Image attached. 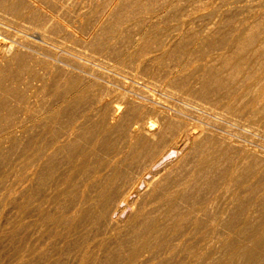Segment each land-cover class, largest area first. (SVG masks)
Returning <instances> with one entry per match:
<instances>
[{
    "label": "rangeland",
    "instance_id": "374dc122",
    "mask_svg": "<svg viewBox=\"0 0 264 264\" xmlns=\"http://www.w3.org/2000/svg\"><path fill=\"white\" fill-rule=\"evenodd\" d=\"M15 1L0 0V264H130L146 240L155 248L145 255L156 257L147 264H177L185 257L178 264H219L229 244L241 241L240 227L263 234L264 0ZM253 25L257 42L231 51L234 39ZM224 58L231 66L223 65ZM118 105L122 122L136 119L162 129L156 142L184 135L183 150L150 166L139 150L125 147L127 129L119 136L112 128L111 110ZM57 110L61 114L49 118ZM215 149L212 174L199 169ZM226 150L225 159L220 153ZM244 156L257 163L253 191L229 180ZM179 227L186 235L176 232ZM170 239L188 249L175 258L180 247ZM167 241L172 250H165ZM193 248L196 258L188 254Z\"/></svg>",
    "mask_w": 264,
    "mask_h": 264
},
{
    "label": "bare ground",
    "instance_id": "6f19581e",
    "mask_svg": "<svg viewBox=\"0 0 264 264\" xmlns=\"http://www.w3.org/2000/svg\"><path fill=\"white\" fill-rule=\"evenodd\" d=\"M4 1V0H3ZM15 1V0H14ZM19 1V0H18ZM7 2V1H6ZM6 2H4V3H6ZM16 2V1H15ZM21 2H22V0H21ZM202 2V1H201ZM254 2H257V1H254ZM14 4V3H13ZM16 4V3H15ZM17 5V4H16ZM247 5V4H246ZM245 5V6H246ZM250 5V4H249ZM202 6V5H201ZM236 6V5H235ZM240 6H242V5H240ZM245 6H243V7H245ZM248 6V5H247ZM246 6V7H247ZM240 8V7H239ZM234 10V9H233ZM251 10H252V8H251ZM249 11V10H248ZM8 13V12H7ZM225 13V12H224ZM228 13V12H227ZM233 13V12H232ZM54 14V13H53ZM139 14V13H138ZM169 14H170V12H169ZM173 14V13H172ZM10 15V14H9ZM48 15V14H47ZM198 15V14H197ZM202 15V14H201ZM52 16V15H51ZM245 16V15H244ZM49 17V16H48ZM52 18V17H51ZM58 18V17H57ZM163 18V17H162ZM228 18V17H227ZM48 19V18H47ZM181 19V18H180ZM185 19V18H184ZM56 20V19H55ZM195 21H196V19H195ZM59 22H61V21H59ZM199 22H201V20L199 21ZM217 22V21H216ZM62 23V22H61ZM194 23V22H193ZM45 24V23H44ZM198 24V23H197ZM200 24V23H199ZM192 25V24H191ZM196 26V25H195ZM213 26V25H212ZM219 26V25H218ZM233 26V25H232ZM119 27V26H118ZM177 27V26H176ZM175 27V28H176ZM190 27V26H189ZM200 26H198V28H199ZM209 27V26H208ZM111 28H112V26H111ZM192 28V27H191ZM212 28V27H211ZM231 28V27H230ZM255 25H253V26H251L248 30H249V32L248 33H246L245 35H243V34H241V35H239V36H237L235 39H234V43H233V45H231V51H236V49H241V50H244L245 49V47H248V46H252V45H254L256 42H257V39L260 37L259 35H257V32H254L255 31ZM68 29V28H67ZM71 29V28H70ZM184 29V28H183ZM203 29H205V28H203ZM224 29H225V27H224ZM21 30V29H20ZM189 30V29H188ZM247 30V29H246ZM27 31V30H26ZM40 31V30H39ZM45 31V30H44ZM58 31V30H57ZM60 31V30H59ZM202 31V30H201ZM204 31V30H203ZM207 31V33H208V30H205V32ZM17 32V31H16ZM47 32V31H46ZM91 32V31H90ZM172 32V31H171ZM211 32H214V31H211ZM229 32V31H228ZM180 33V32H179ZM181 33L183 34V32L181 31ZM180 33V34H181ZM187 33V32H186ZM158 34V33H157ZM195 34H196V32H195ZM197 34H199V32L197 33ZM203 34H205V33H203ZM143 35V34H142ZM144 35H145V33H144ZM175 35V34H174ZM202 35V34H201ZM44 34H42V33H39V32H37V36H36V38L37 39H39V40H41L42 42L44 41ZM167 36V35H166ZM182 36V35H181ZM215 36V35H214ZM223 36V35H222ZM35 37V36H34ZM52 37V36H51ZM141 37V36H140ZM156 37H157V35H156ZM163 37V36H162ZM161 37V38H162ZM201 38V37H200ZM264 38V37H263ZM26 39V38H25ZM147 39V38H146ZM163 39H165V38H163ZM169 39V38H168ZM177 39V38H176ZM174 37H172L171 36V39H169V41L170 42H174L175 40H176ZM24 40V39H23ZM27 40V39H26ZM97 40V39H96ZM112 40V39H111ZM138 40V39H137ZM153 40V39H152ZM162 40V39H161ZM161 40H159V41H161ZM13 41H14V39H13ZM21 41V40H20ZM26 42V41H25ZM41 42V43H42ZM88 42V41H87ZM127 43H129V41H126ZM148 42V41H147ZM198 42V41H197ZM34 43V42H33ZM40 43V44H41ZM140 43V42H139ZM11 44V43H10ZM9 44V45H10ZM137 44V43H136ZM142 44V43H141ZM160 44V43H159ZM165 44V43H164ZM42 45V44H41ZM53 45V44H52ZM135 45V44H134ZM170 45V44H169ZM168 44H166V46H169ZM201 45V44H200ZM34 46V45H33ZM117 46V45H116ZM157 46V45H156ZM162 46V45H161ZM208 46V45H207ZM30 47V46H29ZM135 47V46H134ZM165 47V46H164ZM6 48V47H5ZM14 48V45H11V46H9L8 47V49L9 50H4L3 51V53L2 54H5V53H9V52H11V50ZM32 48V47H31ZM98 48H101V47H98ZM107 48V47H106ZM18 49V48H17ZM20 49V48H19ZM155 49H156V47H155ZM160 49V48H159ZM193 49V48H192ZM141 50V49H140ZM145 50V49H144ZM156 50H158V48L156 49ZM165 50H167V49H165ZM206 50V49H205ZM8 51V52H7ZM19 51V50H18ZM56 51V50H55ZM25 52V51H24ZM99 52V51H98ZM110 52V51H109ZM144 52V51H143ZM162 52H164V51H162ZM94 53V52H93ZM92 53V54H93ZM96 53V52H95ZM152 53V52H151ZM160 53V52H159ZM205 53V52H204ZM227 53H228V51H227ZM57 54V53H56ZM62 53H60V55H61ZM110 54V53H109ZM144 54V53H143ZM167 54V53H166ZM94 55V54H93ZM93 55H91V56H93ZM111 55V54H110ZM142 55V54H141ZM201 55V54H200ZM200 55H199V57H200ZM15 56H16V54H15ZM33 56V55H32ZM74 56V55H73ZM95 56V55H94ZM132 56V55H131ZM140 56V55H139ZM142 56H144V55H142ZM152 56V55H151ZM162 56V55H161ZM35 57V56H34ZM133 57V56H132ZM141 57V56H140ZM147 57V56H146ZM159 57V56H158ZM10 58V57H9ZM78 58V57H77ZM137 58H138V56H137ZM147 58H150V57H147ZM161 58V57H160ZM23 59V58H22ZM90 59V58H89ZM136 59V58H135ZM141 58H139V60H140ZM143 59V58H142ZM170 59V58H169ZM209 59V58H208ZM3 60V59H2ZM154 60V59H153ZM157 60H158V58H157ZM156 60V61H157ZM218 60V59H217ZM244 60V59H243ZM102 61V60H101ZM125 61V60H124ZM141 61V60H140ZM149 61V60H148ZM139 62V61H138ZM145 62V61H144ZM153 62V61H152ZM125 63V62H124ZM134 63V62H133ZM146 63V62H145ZM222 63H223V65H225V67H228V66H231V62H230V60H227V59H225L224 58V60L222 61ZM55 64V63H54ZM147 64H148V62H147ZM151 64V63H150ZM145 65V64H144ZM6 66V65H5ZM147 66V65H146ZM148 66H149V64H148ZM240 64L239 63H236L235 64V69H240ZM134 67V66H133ZM143 68V67H142ZM147 68V67H146ZM100 70V69H99ZM112 70V69H111ZM151 71V70H150ZM140 72V71H139ZM147 72V71H146ZM221 73V72H220ZM41 74V73H40ZM127 74V73H126ZM140 74V73H139ZM53 75V74H52ZM89 75V74H88ZM54 76V75H53ZM138 77V76H137ZM231 77V76H230ZM240 77V76H239ZM32 78V77H31ZM184 79V78H183ZM127 80V79H126ZM213 80V79H212ZM122 81V80H121ZM35 82V81H34ZM136 82V81H135ZM38 83V82H37ZM260 84H263L264 85V79L263 80H261L260 81ZM48 85V84H47ZM222 85V84H221ZM40 86V85H39ZM256 86V85H255ZM129 87V86H128ZM145 87V86H144ZM83 88V87H82ZM85 88V87H84ZM131 90V89H130ZM41 91V90H40ZM149 91V90H148ZM258 92V91H257ZM17 93V92H16ZM46 93V92H45ZM163 93V92H162ZM175 94V93H174ZM69 95V94H68ZM262 95V94H261ZM70 96H71V94H70ZM125 96V95H124ZM149 96V95H148ZM32 97V96H31ZM73 97V96H72ZM237 97V96H236ZM124 98V97H123ZM127 98V97H126ZM247 98V97H246ZM130 99H132V98H130ZM60 100V99H59ZM94 100V99H93ZM101 100V99H100ZM122 100V99H121ZM120 100V101H121ZM125 100V99H124ZM154 100V99H153ZM68 101V100H67ZM70 102V101H69ZM100 103H102V102H100ZM139 104V103H138ZM98 105V104H97ZM101 105V104H100ZM24 107V106H23ZM65 107V106H64ZM71 107V106H70ZM123 107V106H122ZM134 107H136V106H134ZM148 107V106H147ZM63 108V107H62ZM153 108V107H152ZM195 108V107H194ZM123 109V108H122ZM142 109V108H141ZM146 109V108H145ZM125 110V109H124ZM121 108L119 107V105L118 106H114L113 108H112V110H111V114H110V119H111V124H112V128L113 129H116V133L119 135V136H123L124 134H125V131H124V128L125 129H127V132L128 133H126L127 134V137H128V141L126 142L127 144H126V146L125 147H127V149H129V150H131V151H133V150H139V152H140V157L142 158V160H144L145 162H148L149 164H150V166H153V165H155L162 157H163V155L164 154H166L167 152H169V151H174V150H177V151H182L183 150V144H184V135L183 136H179L180 138H172L171 140H166V141H164V142H156L154 139H156L155 138V136H157L158 135V132H160L162 129H160L159 128V131H155V127H154V123H150V128L149 127H147V123H145V122H142V121H140V120H136V119H132V120H127L126 122H122L121 121V115H120V113H121ZM52 112V111H51ZM54 112V111H53ZM61 110H57V111H55L54 113H52V114H50L49 113V118H52L55 114L56 115H60L61 114ZM123 112V111H122ZM145 112V111H144ZM90 113V112H89ZM5 114V113H4ZM69 116V115H68ZM106 116H107V114H106ZM105 116V117H106ZM109 116V115H108ZM88 117V116H87ZM156 117V116H155ZM154 117V119H156ZM24 118V117H23ZM109 119V120H110ZM250 119V118H249ZM73 121H75V120H73ZM77 121V120H76ZM151 121V120H150ZM156 121V120H155ZM155 121H153V122H155ZM83 122V121H82ZM87 122V121H86ZM148 122V121H147ZM158 122V121H157ZM163 122V121H162ZM175 122V121H174ZM76 124V123H75ZM149 125V124H148ZM156 125V124H155ZM76 126V125H75ZM126 126H127V128H126ZM181 126V125H180ZM16 130H18V129H16ZM80 130V129H79ZM107 130V129H106ZM157 130V129H156ZM188 130V129H187ZM75 131V130H74ZM172 131V130H171ZM200 132V131H199ZM183 133H185V132H183ZM161 134V133H160ZM172 134V133H171ZM177 134V133H176ZM190 134V133H189ZM188 134V135H189ZM193 134H195V132L193 133ZM8 135V134H7ZM202 135V134H201ZM64 136V135H63ZM192 136V135H191ZM190 136V137H191ZM233 136V135H232ZM199 137H200V135H199ZM237 137V136H236ZM3 138V137H2ZM76 138V137H75ZM78 138V137H77ZM94 139H96V138H94ZM93 139V140H94ZM1 140V139H0ZM190 140V139H189ZM228 140V139H227ZM213 142H215V141H213ZM226 142V141H225ZM121 143V142H120ZM187 143V142H186ZM30 144V143H29ZM228 144V143H227ZM216 145V144H215ZM236 145H237V143H236ZM58 146V145H57ZM219 146V145H218ZM37 147V146H36ZM39 147V146H38ZM102 147V146H101ZM120 147V146H119ZM76 148V147H75ZM198 148V147H197ZM231 148V147H230ZM229 148V149H230ZM85 149V148H84ZM233 149V148H232ZM237 149V148H236ZM92 150V149H91ZM188 150V149H187ZM228 150V149H227ZM222 151V153H220V155H221V157L222 158H227V156H228V151ZM50 151H51V149H50ZM95 151V150H94ZM83 152V151H82ZM138 152V153H139ZM188 152V151H187ZM63 153V152H62ZM121 152H117L116 154H115V156H118L119 154H120ZM128 153V152H127ZM137 153V152H136ZM216 153V149L212 152V154H210L211 156L210 157H207V158H204V159H202L201 161H200V164H198V162H197V164L198 165H201V167L199 168V169H204V168H210L209 170L211 171V174H212V171L214 170V166L215 165H217V163H218V157H216V155H214ZM52 154V153H51ZM69 154V153H68ZM72 154V153H71ZM107 154H109L108 152H107ZM122 154H123V152H122ZM121 154V155H122ZM244 154V153H243ZM48 156H49V153L47 154ZM64 155H65V153H64ZM70 155V154H69ZM125 155V154H124ZM179 155V154H178ZM51 156V155H50ZM176 156V155H175ZM260 156H261V154H260ZM98 157V156H97ZM122 157V156H121ZM136 157V156H135ZM174 157V156H173ZM220 157V158H221ZM68 158V157H67ZM66 158V159H67ZM130 158V157H129ZM115 159V158H114ZM118 159V158H117ZM138 159H140V158H138ZM184 159V158H183ZM250 159V158H249ZM78 160V159H77ZM110 160V159H109ZM127 160V159H126ZM197 160V159H196ZM251 160V159H250ZM58 161V160H57ZM92 161V160H91ZM133 161H135V160H133ZM132 161V162H133ZM172 161V160H171ZM101 162V161H100ZM106 162V161H105ZM107 162H108V159H107ZM130 162V161H129ZM178 162V161H177ZM94 163V162H93ZM103 163V162H102ZM112 163H113V161H112ZM125 163V162H124ZM140 163H143L142 161L140 162ZM139 163V164H140ZM147 163V164H148ZM160 163V162H159ZM224 163L226 164V162L224 161ZM74 164V163H73ZM92 164V163H91ZM145 164V163H144ZM93 165H95V163L94 164H92V166ZM164 165V164H163ZM70 166V165H69ZM146 166V165H145ZM235 168H234V170L231 172V174H230V181L232 180V181H236L237 182V186L238 187H247L250 191H253L256 187H258L254 182H253V180H254V178L256 177V175H257V173H258V170H257V163H255V162H251V163H249V161H248V158L246 157V156H244V157H240L237 161H236V163H235ZM94 167V166H93ZM97 167V166H96ZM102 167H103V164H102ZM131 167V166H130ZM137 167H139V166H137ZM137 167L135 166V169H137ZM143 167H144V165H143ZM89 168H90V166H89ZM99 168V167H98ZM101 168V167H100ZM99 168V169H100ZM109 168V167H108ZM132 168V167H131ZM140 169H141V167H139ZM221 168V167H220ZM219 168V169H220ZM112 169V168H111ZM115 169V168H114ZM151 169V168H150ZM157 169V168H156ZM262 169V168H261ZM29 170V169H28ZM45 170H47V169H45ZM101 170H102V168H101ZM105 170H107V168L105 169ZM110 170V169H109ZM123 170H124V168H123ZM139 170V169H138ZM152 170V169H151ZM202 170H200V171H202ZM48 171V170H47ZM116 171V170H115ZM204 171V170H203ZM51 172V171H50ZM72 172V171H71ZM100 172V171H99ZM104 172V171H103ZM107 172H109V171H106V173ZM111 172V171H110ZM117 172V171H116ZM125 172H126V170H125ZM226 172V171H225ZM227 172H228V170H227ZM263 172V171H262ZM64 173V172H63ZM105 173V172H104ZM127 173H129V172H127ZM137 173H138V171H137ZM170 173V172H169ZM223 173H224V171H223ZM83 174V173H82ZM108 175H110V173H107ZM148 174V173H147ZM259 174V173H258ZM62 175V174H61ZM116 175H118V174H116ZM162 175V174H161ZM227 175V174H226ZM23 176V175H22ZM50 176V175H49ZM115 176V175H114ZM147 176V175H146ZM25 177V176H24ZM125 177V176H124ZM142 177V176H141ZM158 177V176H157ZM194 177V176H193ZM222 177V176H221ZM258 177V176H257ZM256 177V178H257ZM145 178V177H144ZM209 178V177H208ZM20 179V178H19ZM113 179H114V177H113ZM136 179V178H135ZM141 179V178H140ZM154 179V178H153ZM104 180V179H103ZM139 180V179H138ZM142 180V179H141ZM145 180V179H144ZM184 180V179H183ZM219 180H220V176H215V182L216 183H218L219 182ZM25 181H27V180H25ZM59 181V180H58ZM136 181H137V179H136ZM148 181V180H147ZM171 181H173V180H171ZM189 181V180H188ZM192 181V180H191ZM59 183V182H58ZM115 183H116V181H115ZM152 183V182H151ZM165 183V182H164ZM212 183V182H211ZM222 183V182H221ZM26 185H27V183H25ZM111 184V183H110ZM117 184V183H116ZM133 184V183H132ZM145 184H146V182H145ZM62 185V184H61ZM115 185V184H114ZM147 185V184H146ZM145 185V186H146ZM149 185V184H148ZM151 185V184H150ZM21 186V185H20ZM142 186V185H141ZM194 186V185H193ZM60 187V186H59ZM114 187V186H113ZM116 187V186H115ZM133 187V186H132ZM149 187V186H148ZM188 187V186H187ZM196 187V186H195ZM231 187V186H230ZM23 188V187H22ZM28 188V187H27ZM111 188V187H110ZM128 188H129V186H128ZM143 188V187H142ZM180 188H182V187H180ZM116 189V188H115ZM41 190V189H40ZM69 190V189H68ZM126 190V189H125ZM130 190H131V188H130ZM200 190V189H199ZM225 190V189H224ZM229 190V189H228ZM43 191V190H42ZM61 191V190H60ZM114 191V190H113ZM153 191V190H152ZM240 191V190H239ZM30 192V191H29ZM56 192V191H55ZM116 193H117V191H115ZM129 192V191H128ZM214 192V191H213ZM221 192V191H220ZM227 192V191H226ZM230 192V191H229ZM23 193V192H22ZM79 193V192H78ZM120 193V192H119ZM125 193V192H124ZM131 193V192H130ZM152 193V192H151ZM251 193V192H250ZM259 193V192H258ZM264 193V192H263ZM59 194V193H58ZM122 194V193H121ZM128 194V193H127ZM126 194V195H127ZM144 194V193H143ZM181 193H179V196H182V195H180ZM228 194V193H227ZM233 194V193H232ZM236 194V193H235ZM238 194V193H237ZM262 194V193H261ZM52 195V194H51ZM135 195H137V194H135ZM148 195V193H146V196ZM150 195H153V194H150ZM173 195V194H172ZM215 195V194H214ZM234 195V194H233ZM240 195V194H239ZM101 196H103V197H105V198H107L106 200L107 201H111L112 199H113V195H110V194H107L106 193V191H102L101 192ZM171 196V195H170ZM176 196H178V195H176ZM216 196V195H215ZM214 196V197H215ZM261 196V195H260ZM118 197V196H117ZM116 197V198H117ZM125 197V196H124ZM222 197V196H221ZM242 197V196H241ZM62 198V197H61ZM60 198V199H61ZM181 198V197H180ZM213 198V197H212ZM236 198V197H235ZM138 199V198H137ZM160 199V198H159ZM185 199V198H184ZM216 199H218V198H216ZM222 200H223V198H221ZM229 199V198H228ZM234 199V198H233ZM31 200V199H30ZM58 200V199H57ZM123 200H124V198H123ZM122 200V201H123ZM127 200V199H126ZM176 200V199H175ZM209 200H210V198H209ZM214 201H215V198L213 199ZM261 200H263L264 201V194H263V196H262V199ZM24 201V200H23ZM32 201V200H31ZM132 201V200H131ZM138 201V200H137ZM154 201V200H153ZM159 201V200H158ZM162 201V200H161ZM181 201H182V199H181ZM180 201V202H181ZM218 201V200H217ZM258 201V200H257ZM117 202V201H116ZM125 202V201H124ZM206 202V201H205ZM234 202V201H233ZM73 203V202H72ZM170 203L171 204H173V206H174V203H175V201H174V199H171V201H170ZM187 203V202H186ZM227 203H228V201H227ZM232 203V202H231ZM32 204V203H31ZM120 204V203H119ZM126 204V203H125ZM162 204V203H161ZM171 204H169V205H171ZM198 204V203H197ZM209 204V203H208ZM220 204V203H219ZM238 204V203H237ZM210 205H211V203H210ZM215 205V204H214ZM128 206V205H127ZM190 206H192V204L190 205ZM218 206V205H217ZM260 206V205H259ZM118 207H120V206H118ZM140 207V206H139ZM170 207V206H169ZM175 207V206H174ZM210 207V206H209ZM229 207L231 208L232 206H230L229 205ZM154 208V207H153ZM171 208H172V206H171ZM204 209L205 208H207L206 206L205 207H203ZM259 208V207H258ZM199 209V208H198ZM260 209V208H259ZM120 210V209H119ZM132 210V209H131ZM142 210V209H141ZM153 210V209H152ZM165 210V209H164ZM168 209H166V211H167ZM215 210V209H214ZM57 211V210H56ZM99 211V210H98ZM104 211V210H103ZM105 211H106V209H105ZM108 211V210H107ZM116 211H117V208H116ZM127 211V210H126ZM193 211V210H192ZM213 211V210H212ZM37 212V211H36ZM76 212V211H75ZM115 212V211H114ZM155 212V211H154ZM157 212V211H156ZM174 212V211H173ZM179 212V211H178ZM177 212V213H178ZM181 212V211H180ZM196 212H197V210H196ZM195 212V213H196ZM221 212V211H220ZM115 213H117V212H115ZM127 213V212H126ZM132 213V212H131ZM134 213V212H133ZM142 213V212H141ZM187 213V212H186ZM214 213V212H213ZM20 214V213H19ZM22 214V213H21ZM72 214V213H71ZM77 214V213H76ZM122 214H124V213H122ZM217 214V213H216ZM23 215V214H22ZM125 215V214H124ZM196 215H198V212H197V214ZM196 215H195V217H196ZM218 215V214H217ZM103 216V215H102ZM120 216H121V214H120ZM171 216V215H170ZM169 216V218L170 219H172V218H174V216L173 217H170ZM191 216V215H190ZM231 216V215H230ZM236 216V215H235ZM124 217V216H123ZM164 217H166V215L164 214ZM177 217H178V215H177ZM186 217V216H185ZM233 218H234V216H232ZM50 219H51V217H49ZM167 218V217H166ZM165 218V219H166ZM199 218H201V217H199ZM198 218V219H199ZM221 218V217H220ZM79 219V218H78ZM113 219V218H112ZM132 219V218H131ZM142 219V218H141ZM140 219V220H141ZM174 219H176V217L174 218ZM173 219V220H174ZM197 219V218H196ZM224 219H226V218H224ZM229 219V218H228ZM178 220V219H177ZM184 220V219H183ZM193 220V219H192ZM195 220V219H194ZM200 220V219H199ZM54 221V220H53ZM221 221H223V220H221ZM112 221H110V223H111ZM180 222H182V220L180 221ZM224 222V221H223ZM235 222V221H234ZM148 223V222H147ZM182 223H184V221L182 222ZM200 223H203V222H200ZM199 223V224H200ZM222 223V222H221ZM235 223H237V222H235ZM251 223V222H250ZM22 224V223H21ZM36 224V223H35ZM52 224H53V222H52ZM177 224V223H176ZM181 224V223H180ZM185 224V223H184ZM183 224V226H181V227H183V229H187V228H185L184 226H186V224L184 225ZM197 224V223H196ZM198 225V224H197ZM196 225V227H198ZM201 225V224H200ZM211 225H212V223H211ZM219 225H220V222H219ZM224 225H225V223H224ZM227 225V224H226ZM21 226V225H20ZM153 226V225H152ZM176 226H179V224L178 225H176ZM192 226H194V225H192ZM202 226V225H201ZM200 226V227H201ZM233 226V225H232ZM235 226H237V225H235ZM241 226V225H240ZM256 226V225H255ZM263 226V225H262ZM262 226H260V228L262 227ZM68 227V226H67ZM181 227H179V228H181ZM187 227V226H186ZM199 227V228H200ZM221 227H223V226H221ZM220 227V228H221ZM140 228V227H139ZM153 228V227H152ZM161 228H162V226H161ZM160 228V229H161ZM173 228V227H172ZM192 228H194V227H192ZM259 228V227H258ZM150 229V228H149ZM198 229V228H197ZM202 229V228H201ZM204 229V228H203ZM161 230H163V229H161ZM175 230H177L176 232H178V233H181L183 230H182V228L181 229H175ZM174 230V231H175ZM196 230V229H195ZM199 230V229H198ZM197 230V231H198ZM208 230V229H207ZM235 230V229H234ZM238 230V229H237ZM179 231H181V232H179ZM186 231V230H185ZM184 231V232H185ZM188 231H191V230H188ZM201 231H203V230H201ZM210 231V230H209ZM250 231H258V233H259V230L257 229V230H253V228L252 227H250L249 225H244V226H242V227H240V230H239V232L241 233L242 232V234H244L242 237L240 236V239H241V241H239V243L238 244H236V245H233V243H234V241H233V239L231 240V241H233V243H232V245H233V247L231 246V244H229V250H228V252L226 251V254L224 253L223 255H225V256H223V255H221V256H223V257H221V259L219 258V260H221L220 261V263L219 264H234V262L235 261H239L240 262V264H264V228L263 229H261L260 231H262V235H257L256 234V232L255 233H251ZM184 232H182V233H184ZM213 232V231H212ZM65 233V232H64ZM186 233V232H185ZM184 233V235H186ZM188 233V232H187ZM191 233H189V235H190ZM207 234V233H206ZM49 235V234H48ZM148 235V234H147ZM175 235V234H174ZM178 235V234H177ZM183 235V234H182ZM200 235V234H199ZM5 236V235H4ZM157 236V235H156ZM167 236V235H166ZM170 236H172V235H170ZM187 236H188V234H187ZM208 236V235H207ZM214 236V235H213ZM212 236V237H213ZM235 236V235H234ZM236 236H238L237 234H236ZM235 236V237H236ZM1 237V236H0ZM160 237V236H159ZM168 237V236H167ZM189 237H191V236H189ZM216 237V236H215ZM229 237V236H228ZM231 237V236H230ZM229 237V238H230ZM62 238V237H61ZM133 238V237H132ZM154 238V237H153ZM178 238V237H177ZM184 238V237H183ZM187 238V237H186ZM226 238V237H225ZM225 238H223L222 239V243H223V241H224V239ZM3 239V238H2ZM9 239V238H8ZM101 239V238H100ZM155 239V238H154ZM157 239H159V238H157ZM157 239H155V240H157ZM161 239V238H160ZM163 239V238H162ZM179 239V238H178ZM178 239H176V242H178L179 240ZM187 239H189V238H187ZM237 239V238H236ZM239 239V238H238ZM239 239V240H240ZM11 240V239H10ZM169 240V239H168ZM191 240V239H190ZM194 240V239H193ZM229 240V239H228ZM228 240H227V238H226V241L228 242ZM138 241H139V239H138ZM160 241V240H159ZM175 241V240H174ZM189 241V240H188ZM198 241V240H197ZM214 241V240H213ZM225 241V242H226ZM8 242V241H7ZM41 242V241H40ZM53 242H55V241H53ZM168 242V241H167ZM170 244L172 245V246H174L175 244H177L176 242H174L173 244L171 243L172 241H171V239H170ZM169 242L166 244L167 246H168V244H169ZM181 242V241H180ZM179 242V243H180ZM183 242V241H182ZM196 242V241H195ZM209 242H211V241H209ZM229 242H230V240H229ZM189 243H190V241H189ZM194 243V242H193ZM231 243V242H230ZM48 244V243H47ZM169 244V245H170ZM184 244V243H183ZM191 244V243H190ZM198 244V243H197ZM207 244V243H206ZM225 244V243H224ZM223 244V245H224ZM6 245H8V244H6ZM41 245V244H40ZM153 245H154V243H153ZM153 245L151 244V242L150 241H148V240H146L143 244H142V246H141V249H136V250H134V252H132V254L130 255V257H129V261H130V264H147V263H149V262H151V261H153V260H155L156 259V257H153V255L151 254V256H146L145 255V252H151L152 250H153V248H155V246L153 247ZM164 245V244H163ZM178 245L179 244H177V247H178ZM196 245V244H195ZM220 245V244H219ZM34 246V245H33ZM114 246V245H113ZM181 246V243H180V245H179V247ZM185 246H186V243H185ZM196 246H198V245H196ZM213 246V245H212ZM224 246H226V244L224 245ZM1 247H2V245H1ZM137 247V246H136ZM171 247V246H170ZM170 247L168 246L167 248H169V249H165V250H172V247H171V249H170ZM176 246H175V248H177ZM183 247V246H182ZM182 247H180V248H178V251H175V258H177L178 256H176V254H178L179 255V250L181 251L182 250ZM195 247V246H194ZM206 247V246H205ZM219 247V246H218ZM227 247V248H228ZM230 247H232V248H230ZM15 248V247H14ZM20 248V247H19ZM21 248H23L22 246H21ZM41 248V247H40ZM128 248V247H127ZM184 248V250L186 249H188V247H183ZM191 248V247H190ZM202 248H204V247H202ZM212 248V247H211ZM156 249H158V247L156 248ZM155 249V250H156ZM164 248H162V250H163ZM197 249H201V248H199V247H197ZM206 249V248H205ZM218 249H220V248H218ZM76 250V249H75ZM119 250V249H118ZM121 250V249H120ZM127 250V249H126ZM175 250V249H174ZM173 250V251H174ZM195 249L193 248V250H189L188 252L186 251V253H188V254H190L191 252L193 253V255L195 254L193 251H194ZM225 250V249H224ZM227 250V249H226ZM161 251V250H160ZM196 251V250H195ZM220 251H221V249H220ZM223 251V250H222ZM38 252V251H37ZM116 252V251H115ZM162 252H164V250L162 251ZM170 252L171 251H169V254H170ZM177 252V253H176ZM182 252V251H181ZM197 252H199V251H197ZM208 252V251H207ZM9 253V252H8ZM15 253V252H14ZM24 253V252H23ZM154 253V252H153ZM172 253H174V252H172ZM171 253V254H172ZM200 253V252H199ZM198 253V254H199ZM202 253V252H201ZM212 253V252H211ZM29 254V253H28ZM36 254V253H35ZM171 254H170V256H171ZM185 256H187L188 254H185V253H183ZM182 254V257L184 256ZM25 255V254H24ZM96 255V254H95ZM156 255V254H155ZM174 255V254H173ZM173 255H172V257H173ZM181 255V254H180ZM179 255V256H180ZM191 255V254H190ZM197 255V253L194 255L195 256V258L197 257L196 256ZM211 255V254H210ZM209 255V257H211ZM3 256V255H2ZM1 256V257H2ZM46 256V255H45ZM192 256V255H191ZM201 256V255H200ZM199 255H198V257H200ZM203 256V255H202ZM207 256V255H206ZM4 257V256H3ZM16 257V256H15ZM21 257V256H20ZM57 257H59V256H57ZM172 257L170 258L171 260H173L172 259ZM188 257V256H187ZM205 257V256H204ZM204 257H202V258H204ZM207 258V257H205V258H207V259H210V258ZM11 258V257H10ZM184 258V257H183ZM186 258V257H185ZM185 258H184V260H185ZM194 258V259H195ZM204 258V259H205ZM212 258V257H211ZM217 258V257H216ZM223 258V259H222ZM12 259H13V257H12ZM49 259V258H48ZM125 259V258H124ZM178 259H180L179 261H182L183 259L182 258H178ZM178 259H177V264L179 263V261H178ZM190 259H191V257H190ZM199 259H201V258H198V260ZM204 259H203V262H204ZM215 259V258H214ZM213 259V260H214ZM0 260H1V258H0ZM16 260V259H15ZM24 260V259H23ZM175 260V259H174ZM183 260V261H184ZM186 260H188L187 258H186ZM192 260H193V257H192ZM202 260V259H201ZM14 261V260H13ZM19 261H21V258L19 259ZM26 261V260H25ZM44 261V260H43ZM195 261V260H194ZM197 261V260H196ZM196 261H195V264H197L198 263V261H197V263H196ZM215 261L216 260H214V263H215ZM218 261V260H217ZM0 262H4L3 261V259H2V261H0ZM15 262V261H14ZM28 262V261H27ZM31 262V261H30ZM59 262V261H58ZM57 262V263H58ZM61 262V261H60ZM173 262H175V261H173ZM219 262V261H218ZM218 262H217V264H218ZM22 263V262H21ZM24 263V262H23ZM34 263V262H33ZM32 263V264H33ZM48 263V262H47ZM46 263V264H47ZM124 263V262H123ZM167 263H169V261H167ZM167 263H165V261H162V260H160V261H158L157 262V264H167ZM170 263H172V262H170ZM176 263V262H175ZM183 263V262H182ZM184 263H185V261H184ZM183 263V264H184ZM236 263V262H235ZM16 264V263H15ZM28 264V263H27ZM95 264V263H94ZM187 264V263H186ZM188 264H192V263H188ZM200 264V263H199ZM201 264H203V263H201ZM208 264V263H207ZM211 264V263H210ZM216 264V263H215Z\"/></svg>",
    "mask_w": 264,
    "mask_h": 264
}]
</instances>
